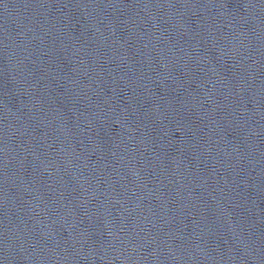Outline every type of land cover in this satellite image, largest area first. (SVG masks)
Masks as SVG:
<instances>
[{"label":"water","instance_id":"water-1","mask_svg":"<svg viewBox=\"0 0 264 264\" xmlns=\"http://www.w3.org/2000/svg\"><path fill=\"white\" fill-rule=\"evenodd\" d=\"M0 264H264V0H0Z\"/></svg>","mask_w":264,"mask_h":264}]
</instances>
